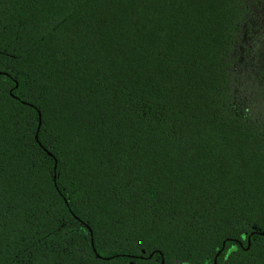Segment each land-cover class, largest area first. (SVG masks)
I'll return each mask as SVG.
<instances>
[{
    "label": "trees",
    "instance_id": "1",
    "mask_svg": "<svg viewBox=\"0 0 264 264\" xmlns=\"http://www.w3.org/2000/svg\"><path fill=\"white\" fill-rule=\"evenodd\" d=\"M260 233L264 0H0V264H264Z\"/></svg>",
    "mask_w": 264,
    "mask_h": 264
},
{
    "label": "water",
    "instance_id": "2",
    "mask_svg": "<svg viewBox=\"0 0 264 264\" xmlns=\"http://www.w3.org/2000/svg\"><path fill=\"white\" fill-rule=\"evenodd\" d=\"M252 234H254V233H251L250 235H252ZM260 235H263V236H264V233H260ZM248 241H249V237H248ZM225 242H226V240L223 241L222 246H221V249L217 252L216 257H217L218 254L222 251V249H223V247H224V245H225ZM97 257H98V256H97ZM216 257H215V260H214V264H216ZM161 263L164 264V260H163V259H162Z\"/></svg>",
    "mask_w": 264,
    "mask_h": 264
}]
</instances>
